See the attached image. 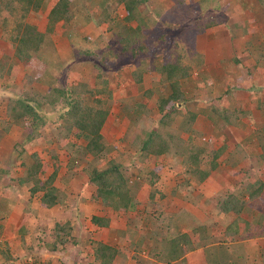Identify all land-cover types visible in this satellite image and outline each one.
<instances>
[{"label": "trees", "instance_id": "trees-1", "mask_svg": "<svg viewBox=\"0 0 264 264\" xmlns=\"http://www.w3.org/2000/svg\"><path fill=\"white\" fill-rule=\"evenodd\" d=\"M211 1H216V7L205 6ZM230 2L244 12L239 15L225 9L230 19L233 15L243 18L250 12L255 16L264 10V0ZM219 3L220 0H0V41L8 50L0 53V89L9 92L4 113H1L3 107L0 108V140L12 126H23L24 120L32 128L14 155L21 171L15 175L9 164L0 165V233L5 217L13 208L3 199L9 189H26V214L33 209L34 201L48 211L64 204L66 187L54 185L59 168L53 165V173L44 177L46 164L40 152L30 153L26 149L27 144L38 146L39 132L46 128L53 142L69 144L70 137L75 139L69 145L57 143V149L69 155L71 168L89 156L87 181L95 186L97 203L108 211L127 216L124 230L119 228L120 237L129 238L127 247L120 249L112 241L90 239L91 264H115L121 255L127 257L131 249L134 257L140 258L143 253L153 260L152 264H173L195 250V239L200 245H211L203 251L205 264H236L232 256L238 253L236 250L228 244L214 245L220 243V233L224 243L250 235L264 236V182L254 177V181H241L234 189L226 190L217 202L216 210L224 215H236L225 230L218 225L212 228V224L190 225L180 214L168 212L165 207L152 208L155 202L151 197L156 193L159 199L168 201L169 208L174 204L171 197L177 194V188L171 197L160 192L163 191L162 171L157 170L160 167L161 170L177 168L179 172L175 175L182 178L181 184L187 179L202 183L222 164L236 167L246 157L253 158L252 176L255 167H264V138L256 124L250 122L249 127L243 120L246 113L226 101L221 103L223 96L233 95V87L220 91L217 97H211L209 89V104L200 111L202 122L210 125L211 134L214 130L225 134L231 128L245 132L246 139L237 142L230 154L226 145L216 149L202 139L208 132L201 130L202 123L196 124L197 111L184 108L188 102L184 83L202 64V56L189 44L194 36L217 25V17L226 22ZM119 6L123 8L122 16L118 13ZM257 17V26L264 27V16ZM92 26L106 33L92 38ZM230 28L234 33L235 27L231 24ZM248 30V25L240 26L232 37L241 39V34ZM251 35L253 41H246V52L255 69L264 74V32ZM86 62L96 72L93 82L77 70ZM123 67L131 75L135 94L118 101L116 117L125 119L127 128L120 140L124 150L118 153L120 160H117L109 156L116 146L106 143L101 129L112 102L108 75ZM255 69L248 74H254ZM145 75L151 79L149 87ZM254 139L257 145L250 143ZM76 140L84 146L77 145ZM246 146L253 154H248ZM55 158L52 156V164ZM144 188L147 203L138 209ZM132 213L135 215L130 217ZM242 215L251 216L249 222ZM91 220L98 232L110 227L112 222L102 217ZM184 226L186 232L181 231ZM240 226L247 235L239 231ZM52 230L53 241L48 244V251H61L65 243L73 241L69 221L54 223ZM20 231L29 232L25 227H20ZM41 232L47 234L45 230ZM33 246L34 242L28 249L29 255ZM36 246L42 248L41 244ZM4 247L0 251V264H51L36 254L16 258L11 247Z\"/></svg>", "mask_w": 264, "mask_h": 264}, {"label": "rangeland", "instance_id": "rangeland-1", "mask_svg": "<svg viewBox=\"0 0 264 264\" xmlns=\"http://www.w3.org/2000/svg\"><path fill=\"white\" fill-rule=\"evenodd\" d=\"M209 5L216 7V1L215 2L211 1L207 3L205 6H209ZM118 13L121 16L124 15L122 6H119ZM259 13L260 15L264 16V10H261L260 12L258 11L257 15H259ZM222 14L225 15V12L222 11ZM224 18L226 19L227 24H232L233 27H235L234 28L235 31L239 30L240 25L236 20V16H234L232 21H230L228 17H224ZM243 19L245 20V16H243ZM221 20L222 18L217 17V21H221ZM251 31L252 33H257V31L258 33H261L264 32V27L260 25L259 26L254 25L251 28ZM238 32H236L235 35H237ZM105 33L106 32H104L98 26H92V32L90 36H92V38L96 37L99 34L104 36ZM234 33L231 31L232 36ZM189 47L192 48L194 47V41L191 40ZM236 48H238V43L236 44ZM7 52L8 50H6L3 47L2 42L0 41V53H7ZM124 69L125 67L115 68L116 72L110 73L108 75L111 81L110 91L112 95V99H111L112 102H111L109 115L107 116L105 124L101 129V134L103 135L106 143L116 146L115 150L112 151L109 154V156L117 160H120L118 153L124 150L125 145L122 144L120 140L121 138H123L125 130L127 128L125 119L120 120L116 117L119 108L118 101L125 98L126 97L125 95L135 94V92H133L134 90L132 86L131 75L128 70H124ZM77 70L85 78H88L90 82H93L94 75L96 74V72L92 68L89 62L84 63L83 65L78 67ZM144 81L146 87H149L151 83L150 77H146L145 75ZM36 89H38V87ZM8 93H9L8 91L0 89V108L3 107L1 113H4V106L7 102ZM24 121L25 122L23 123V126H18V127L12 126L5 135V137L0 140V165L4 166L9 164L11 170L14 171L15 175L16 172L21 171L17 166L18 162L17 159H15L16 156H14L18 154L17 149L20 150L18 144L24 141L26 134L30 133V131L32 130L31 123L28 120H24ZM200 123H202L200 125V128H202L201 130L204 132H208V134H206L202 139H205V141H207L212 148L222 147L223 145H226L227 148L228 146L229 147L231 146L230 141L231 139L234 140V136L232 135L233 134L232 130L234 129L231 128L230 132L227 129L228 132H226L225 134L222 133L220 134L217 132V130H214L211 134L209 130V126H210L209 123H204V122H200ZM153 126H155V123L153 124ZM39 133H40L39 135L40 139L37 142L38 146H28L27 144L26 149L29 150L30 153L36 150L40 152V155L46 164V168L43 174L44 177H48L53 173L55 169L53 165L59 168L57 172V177L54 179V185L58 186L61 189H65L66 187L67 190H65L66 192H64L66 195L64 199V204L48 211V210H42L38 206V204H36L34 201V204L32 205L33 209L30 212H28V214H26L24 211L26 209L25 202L28 197V193L25 192L26 189L24 187H21L20 189H14V190L9 189L8 191H6L3 198L4 203L7 202L12 204L13 208H11V211L5 217V222L2 224V230L0 233V251L5 248L4 246H9L12 248L14 257L16 258L23 257L26 254L27 256L36 254L37 256L43 257V259L45 260H50L51 264H60V263L91 264L92 259L88 254V250L90 248L89 247L90 239L96 238L105 243L112 241V244H114L116 247L120 246L119 247L120 249L126 248L127 247L126 244L129 243V238L127 237V235L123 238L120 237L119 228L122 229V231L124 230L125 219L127 216L114 213L112 211H108L106 208L102 207L97 203L98 200L94 192L95 186L87 181V173L90 168V165L88 163L89 161L87 160L90 157L88 156L87 160L84 159V161L79 160L77 165H75L74 168L73 167L71 168L69 165V160H70L69 155L66 154L63 151V149L61 150L57 149L58 148L57 143L62 146L66 145L67 143L64 141L53 142L51 138L49 139L50 131L46 128L41 129ZM261 134L264 135V130L263 133ZM182 139H185V137H183ZM70 142H75V139H71L70 137ZM76 143L81 147L84 146L83 143L79 140H76ZM52 156L56 157L55 159H57L55 161V164H52L53 163ZM174 160L177 159L174 158ZM241 163L244 164L243 161ZM173 165L177 166L174 162ZM162 168L164 169L161 170L160 167L157 170L159 172L161 171L163 172L166 168L172 169L173 167H162ZM254 169L255 170L253 171L254 172L253 177L255 179L263 180L264 168L255 167ZM224 170L226 171L227 169ZM239 172H243V169H241ZM240 176H242L241 173ZM254 178H251V180L254 181ZM244 181L247 182L248 178H244ZM195 186L196 185L194 184V187ZM152 192L153 191H151L150 193ZM160 192L163 193L164 191L160 190ZM176 192L179 195H181V197L188 199V201L197 200L194 198L195 195H190V192H193V184L189 183L188 179L185 181L184 184L180 183L178 185ZM146 193H147L146 189L145 191L140 192L139 195L140 204L138 205V209L143 208V206L147 203ZM158 195L159 193H156L151 197V199H153V202H155L152 208H158V209L164 207L169 208L168 205H166L168 201L165 198L159 199ZM179 195H177V197H179ZM10 215H13L11 216V219H10ZM134 215L135 213H132L130 217H133ZM93 217H102V219L105 221L110 220L112 221L111 226L105 227L103 230L98 232L97 226L92 224L91 219ZM65 221H69L70 225L72 226L73 241H69L68 243H65L64 248L61 251H57V252L48 251V244H50L51 241H53L52 239L53 224L57 222L62 223ZM20 227L23 228L25 227V229H27L29 232L28 233L21 232ZM44 230L46 231L47 234L41 232ZM34 234H36V238L34 236L35 239L32 237ZM43 234L44 236H42ZM120 238H122V241L124 243L120 241ZM33 242L35 244V247L33 246V251L29 255L28 249H30L31 245H33ZM38 244H41L42 246L41 249L37 248L36 245ZM131 250L129 251L126 250L129 253L128 256L124 257L121 255L117 259L118 262H115V264H152L153 263V260L148 258L143 253L140 255L141 256L140 258L134 257L133 251Z\"/></svg>", "mask_w": 264, "mask_h": 264}, {"label": "crops", "instance_id": "crops-1", "mask_svg": "<svg viewBox=\"0 0 264 264\" xmlns=\"http://www.w3.org/2000/svg\"><path fill=\"white\" fill-rule=\"evenodd\" d=\"M220 6L221 10L225 12L226 17L229 19L231 18V15L228 13V10H232L233 13L237 14L244 13L233 7V2H230V0H220ZM254 15L255 16L252 15V12H250V15L248 13L244 14L245 20L237 15L238 17H236V20L239 25L242 27L248 25L249 27L248 32L241 34V39L233 38L229 30L231 24L222 21H218L217 25L208 28L202 34L193 37V51L202 56V64L194 71L192 77L184 83V90L188 99V102L184 104V108L187 110L190 108L191 110L197 111L196 124L204 120V117L200 115V111H204V109L207 108V104H209L208 100L210 97L207 95L208 90H212L211 97H217L220 95V91L222 92L228 87H233V95L228 98L223 96L221 98V103L226 101L230 106H235L237 109L246 113L247 115H245L246 117L243 119L244 122H247L249 127L252 126L250 122H254L257 130H259L260 133H263L264 74L260 73L259 69H255V63L246 52V41H253L251 28L254 25H257V19H259V17H256V14ZM232 19H230V21H232ZM237 43L238 48H236ZM234 60L236 61V64L234 63ZM254 69V74L249 73L251 74L249 75L248 71H253ZM212 102L215 103L216 100H212ZM202 106L203 108L201 109L200 107ZM232 133L234 140L231 139L230 141L231 146H228V154L235 150L237 142L246 139L247 137L241 128L232 130ZM252 134H254V131ZM184 136L185 135H183L182 138ZM262 137L264 138V135H262ZM257 142L258 141L254 139L250 143L252 145H257ZM244 149L247 150L248 154H253L251 151L249 152L248 146ZM245 150L244 155L246 154ZM252 160L253 158L249 159L246 157L243 160L244 164L241 163L236 167L231 165L229 168L222 164L221 167L212 172L204 181H202V183H197V185L192 182L193 192H190V195H195L194 198L197 199V203L194 204L190 203L188 199L181 197L178 193L176 196L171 197L172 191L177 188L178 184L184 181H182V178L176 177L175 174L179 172L177 168H172L171 170L165 169L160 176V183L164 193L170 196L173 201L172 203H174L171 204L170 208H167L166 211L180 214L181 217L185 218L188 222L187 224L190 225L212 224V228L217 227L218 225L219 229L222 228V230H225L235 219L236 215L232 213L224 215L222 212L216 210L217 202L222 200L226 190L230 191L239 185V182H245L244 178H248L249 181L251 180L250 178L253 177L251 175L252 172L250 173V168L253 167ZM224 169L227 170L225 171ZM241 169H243L244 172L243 178L240 176V173L242 172H239ZM245 173L251 175V177H245ZM261 181L264 182V179ZM194 184L196 185L195 187ZM177 195H179V197H177ZM11 216L13 215H10V219ZM242 216L245 221L249 222L251 216ZM181 231H187L185 230V226L181 228ZM239 231L242 232V234L247 235L244 233V227L240 226ZM220 232L221 231L219 230V233ZM214 233L216 234V232ZM223 238V234L220 233V243L214 245L225 246L228 244L229 248L236 250L238 253L232 255L233 259L236 260V264H264V236L262 234L258 236H246L245 239L241 240L235 238L236 240H233V242L230 243H224ZM194 242L196 243L195 250L186 254V257L182 258L179 262L173 264H205L203 251L211 245H200L196 239ZM247 252H250V255L246 256L245 254Z\"/></svg>", "mask_w": 264, "mask_h": 264}]
</instances>
